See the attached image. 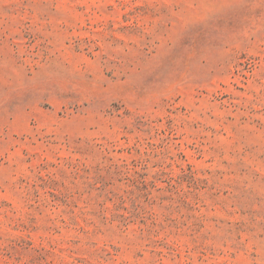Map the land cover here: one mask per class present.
Listing matches in <instances>:
<instances>
[{"label": "rangeland", "instance_id": "1", "mask_svg": "<svg viewBox=\"0 0 264 264\" xmlns=\"http://www.w3.org/2000/svg\"><path fill=\"white\" fill-rule=\"evenodd\" d=\"M0 264H264V0H0Z\"/></svg>", "mask_w": 264, "mask_h": 264}]
</instances>
